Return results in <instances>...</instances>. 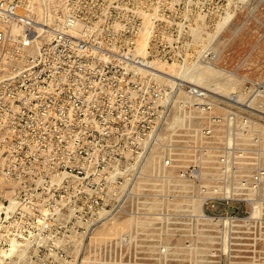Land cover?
<instances>
[{
    "label": "built area",
    "instance_id": "2783aa9c",
    "mask_svg": "<svg viewBox=\"0 0 264 264\" xmlns=\"http://www.w3.org/2000/svg\"><path fill=\"white\" fill-rule=\"evenodd\" d=\"M156 20L150 1L0 0V123L71 133L74 209L128 219L120 244L264 264V78L221 91L158 64Z\"/></svg>",
    "mask_w": 264,
    "mask_h": 264
},
{
    "label": "rangeland",
    "instance_id": "374dc122",
    "mask_svg": "<svg viewBox=\"0 0 264 264\" xmlns=\"http://www.w3.org/2000/svg\"><path fill=\"white\" fill-rule=\"evenodd\" d=\"M142 1L156 15L158 64L221 91L264 78V0ZM7 62L0 56V76ZM72 148L69 131L13 132L0 123V264H244L232 256L239 246L120 244L128 219L90 224L74 209Z\"/></svg>",
    "mask_w": 264,
    "mask_h": 264
},
{
    "label": "bare ground",
    "instance_id": "6f19581e",
    "mask_svg": "<svg viewBox=\"0 0 264 264\" xmlns=\"http://www.w3.org/2000/svg\"><path fill=\"white\" fill-rule=\"evenodd\" d=\"M141 45H142V47L144 46V40H142ZM188 75H189V73H188ZM189 76H190V75H189ZM122 226H123V225H122ZM113 229H116L114 225H112L111 227L108 228V230H107V229H106V230H107V231H112ZM118 229H119V228H118ZM116 230H117V229H116ZM116 230H114V231H116Z\"/></svg>",
    "mask_w": 264,
    "mask_h": 264
}]
</instances>
